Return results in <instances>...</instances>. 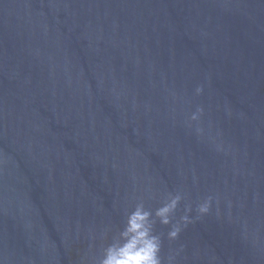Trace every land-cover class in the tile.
Returning a JSON list of instances; mask_svg holds the SVG:
<instances>
[{
  "label": "water",
  "instance_id": "95a60500",
  "mask_svg": "<svg viewBox=\"0 0 264 264\" xmlns=\"http://www.w3.org/2000/svg\"><path fill=\"white\" fill-rule=\"evenodd\" d=\"M169 193L163 264H264V0H0V264H98Z\"/></svg>",
  "mask_w": 264,
  "mask_h": 264
},
{
  "label": "clouds",
  "instance_id": "9594fccd",
  "mask_svg": "<svg viewBox=\"0 0 264 264\" xmlns=\"http://www.w3.org/2000/svg\"><path fill=\"white\" fill-rule=\"evenodd\" d=\"M195 91L199 94L202 88L198 86ZM202 113L203 108L197 107L189 120L197 121ZM181 199L182 196L179 193L175 195L169 193L154 211L146 208L142 201L137 203L134 210L127 213L123 228L103 249V255L98 264H163L160 256L161 234L155 231V225L157 222L161 225H171L167 238L175 240L182 226L192 222V218L188 215L192 211L190 205L185 208V214L179 220L172 222L173 214ZM211 199L208 197L197 205L196 211L200 216L209 212Z\"/></svg>",
  "mask_w": 264,
  "mask_h": 264
}]
</instances>
